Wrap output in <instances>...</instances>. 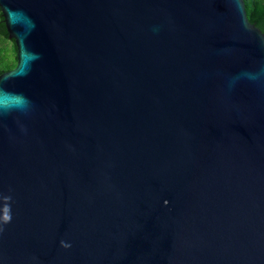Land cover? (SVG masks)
<instances>
[{"label": "water", "instance_id": "1", "mask_svg": "<svg viewBox=\"0 0 264 264\" xmlns=\"http://www.w3.org/2000/svg\"><path fill=\"white\" fill-rule=\"evenodd\" d=\"M0 15V264H264V34L242 0Z\"/></svg>", "mask_w": 264, "mask_h": 264}, {"label": "trees", "instance_id": "2", "mask_svg": "<svg viewBox=\"0 0 264 264\" xmlns=\"http://www.w3.org/2000/svg\"><path fill=\"white\" fill-rule=\"evenodd\" d=\"M244 3V9L246 12L247 20L250 24H253L254 27L259 29L264 34V0H242ZM10 42L12 46L11 55L14 57L9 58L8 50L6 43ZM0 75L2 73L12 70L16 65V49L14 42L8 38L6 33L1 15H0Z\"/></svg>", "mask_w": 264, "mask_h": 264}, {"label": "rangeland", "instance_id": "3", "mask_svg": "<svg viewBox=\"0 0 264 264\" xmlns=\"http://www.w3.org/2000/svg\"><path fill=\"white\" fill-rule=\"evenodd\" d=\"M6 47H7L8 53H9V55H10V56H8V57H9L10 59L13 58L14 55H13V56L11 55V53H12V50H11V49H12V46H11V43H10V42H7V43H6ZM0 53H1V55L4 54L2 51H1Z\"/></svg>", "mask_w": 264, "mask_h": 264}]
</instances>
